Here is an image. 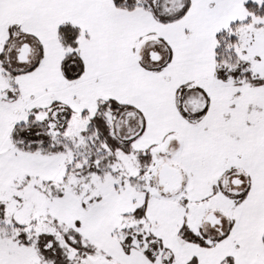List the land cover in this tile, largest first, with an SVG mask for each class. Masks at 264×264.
Wrapping results in <instances>:
<instances>
[{"label":"snow or ice","instance_id":"6c2138e0","mask_svg":"<svg viewBox=\"0 0 264 264\" xmlns=\"http://www.w3.org/2000/svg\"><path fill=\"white\" fill-rule=\"evenodd\" d=\"M0 264H264V0H0Z\"/></svg>","mask_w":264,"mask_h":264}]
</instances>
